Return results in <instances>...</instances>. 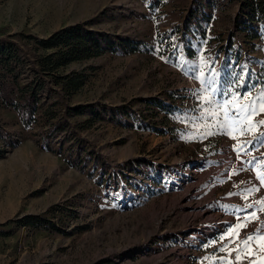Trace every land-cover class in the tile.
<instances>
[{"label":"rangeland","instance_id":"obj_1","mask_svg":"<svg viewBox=\"0 0 264 264\" xmlns=\"http://www.w3.org/2000/svg\"><path fill=\"white\" fill-rule=\"evenodd\" d=\"M256 1L0 0V36L87 22L139 42L61 67L83 84L47 108L51 93L27 125L0 105V264H264V231L240 243L264 221V145L244 143L264 125L240 129L264 111L230 122L231 135H205L217 117L191 119L193 90L220 99L216 88H264V15H244ZM249 204L245 227L238 209ZM25 215L46 221L22 224Z\"/></svg>","mask_w":264,"mask_h":264},{"label":"trees","instance_id":"obj_2","mask_svg":"<svg viewBox=\"0 0 264 264\" xmlns=\"http://www.w3.org/2000/svg\"><path fill=\"white\" fill-rule=\"evenodd\" d=\"M250 5V4H249ZM249 20L264 15V0L253 6H244ZM87 22L67 25L56 29L45 37L20 30L6 36H0V105L16 112L21 123L27 125L34 121L37 107L46 101L51 93H56L55 101L47 108L55 106L57 101L68 97L83 84L84 75L75 71L59 72L61 67L76 61L97 56L104 49L111 51L116 48L124 52L136 50L139 42L113 40L108 33L90 29ZM251 37L255 31L247 29ZM252 32V33H250ZM117 43V45H115ZM59 86V91L56 87ZM56 91V92H55ZM55 116L51 115L50 118ZM60 120V119H59ZM59 120L52 123L48 135L62 130ZM5 134L0 126V136ZM45 219L34 215H25L19 222L22 224L45 223Z\"/></svg>","mask_w":264,"mask_h":264},{"label":"snow or ice","instance_id":"obj_3","mask_svg":"<svg viewBox=\"0 0 264 264\" xmlns=\"http://www.w3.org/2000/svg\"><path fill=\"white\" fill-rule=\"evenodd\" d=\"M163 59V57H162ZM181 70L186 75H190L193 79H198L195 75L194 66L189 65L188 68H184L183 65H181ZM202 76V74H201ZM241 81H243V78H241ZM203 82V81H202ZM241 86H245L243 83H241ZM213 93H219L220 99H213L212 96H201L200 90H193L192 95L197 97L201 103L197 105V107L193 110L195 113L196 111H199L200 115L196 116L193 115L191 119L193 120H201L206 119L207 117H217V120L215 121L218 125V132L214 133L211 131H208L205 133V135H215V134H227L231 135L228 132L229 123L232 124H238L242 123L245 119H248L249 116H255L258 115V109L261 111H264V88H261L255 95L252 94V92L249 90L245 93H241L239 91H236L234 88L229 87L226 90H221L219 88H216L213 90ZM241 101H243L241 103ZM205 104L208 105V107H205ZM177 119H188L187 116H178ZM260 125H264V121H259L255 124L250 123L247 128H241V133L251 131L254 127H259ZM194 137L189 136L186 137V139H193ZM231 138L235 139V136H231ZM249 147L247 148V151L253 150L256 145H264V132L259 133V135L255 136L253 140H249L244 142ZM233 150L237 152V156L239 157V154L241 151H244L245 149L233 146ZM253 159H256L255 157ZM247 164L251 165L252 161H247ZM235 174V173H234ZM261 184L264 185V176H261L258 174L257 177ZM259 189L256 187L246 189L245 192L248 194H251L254 191H258ZM229 195H235V193H229ZM258 204L264 205V198L257 201ZM227 207V206H225ZM253 205L249 204L246 205L244 208L238 209L241 212L245 213V218L243 220V226H247V224L250 222L249 216L252 218L255 217V213L249 214L247 212V209L252 208ZM261 209H257V211H260ZM239 220V218H238ZM241 227V223H237L236 225L232 226L230 225L229 228H239ZM264 231V221H262L259 225V227L256 229V231L252 234L247 235L243 240L240 241L242 245L247 247L249 242L255 240L261 233ZM223 239V237H222ZM226 247V246H225ZM220 251H223L224 248L219 249ZM237 259H239V255L237 256Z\"/></svg>","mask_w":264,"mask_h":264}]
</instances>
